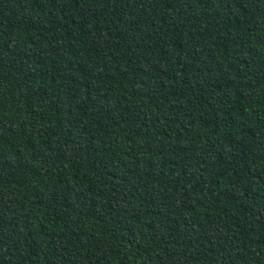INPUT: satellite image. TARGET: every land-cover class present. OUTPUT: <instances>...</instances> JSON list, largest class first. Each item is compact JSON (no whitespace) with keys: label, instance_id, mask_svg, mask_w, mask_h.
Instances as JSON below:
<instances>
[{"label":"trees","instance_id":"obj_1","mask_svg":"<svg viewBox=\"0 0 264 264\" xmlns=\"http://www.w3.org/2000/svg\"><path fill=\"white\" fill-rule=\"evenodd\" d=\"M0 264H264V0H0Z\"/></svg>","mask_w":264,"mask_h":264}]
</instances>
